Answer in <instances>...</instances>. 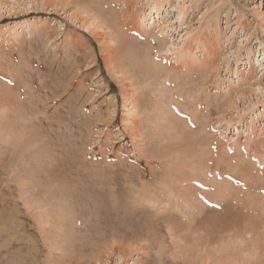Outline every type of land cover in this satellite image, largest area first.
I'll list each match as a JSON object with an SVG mask.
<instances>
[{
  "label": "rangeland",
  "instance_id": "374dc122",
  "mask_svg": "<svg viewBox=\"0 0 264 264\" xmlns=\"http://www.w3.org/2000/svg\"><path fill=\"white\" fill-rule=\"evenodd\" d=\"M128 41L149 46L165 66L158 82L121 66L116 56ZM11 63L22 65L18 70L30 81L33 124L43 136L35 148L47 147L50 163L30 161L42 179L32 173L23 180L13 142L0 135V222L11 224L8 233L0 228V264L48 263L38 221L58 210L41 193L49 181L83 193L82 213L77 209L83 220L71 244L79 243L70 247L85 254L83 261L89 255L94 264H190L198 254L208 264H264L262 225L256 249L251 234H243L252 220H264V0H0V76ZM160 104L181 120L176 137L156 118ZM188 135L193 139L184 141ZM181 149L203 154L208 171L180 168ZM233 183L226 197L211 199ZM36 185L44 197L36 203L46 207L26 197ZM189 185L200 189L195 195L204 197L196 196L205 199L204 208L180 194ZM150 186L157 196H145L151 205L138 197ZM20 228L37 237L35 259L26 255ZM72 253L69 261L78 255Z\"/></svg>",
  "mask_w": 264,
  "mask_h": 264
},
{
  "label": "bare ground",
  "instance_id": "6f19581e",
  "mask_svg": "<svg viewBox=\"0 0 264 264\" xmlns=\"http://www.w3.org/2000/svg\"><path fill=\"white\" fill-rule=\"evenodd\" d=\"M104 5V4H103ZM111 5V4H110ZM15 7V6H14ZM106 8V7H105ZM105 8L103 11H105ZM8 9V8H7ZM102 11V12H103ZM108 11V10H107ZM106 12V11H105ZM108 13V12H106ZM111 13L108 14V16L110 15ZM104 15V14H102ZM105 16V15H104ZM106 17V16H105ZM113 17V16H112ZM108 19H111L112 18H108ZM114 21V20H112ZM110 22V21H109ZM112 23V22H111ZM113 24V23H112ZM117 25V24H116ZM119 26V25H118ZM121 26V24H120ZM120 29V28H119ZM125 29V28H124ZM141 29V28H140ZM37 30V29H36ZM125 31V30H124ZM141 31V30H140ZM38 33V32H37ZM122 33V32H121ZM120 34V33H119ZM119 34L117 36H115V34H113V43L115 45H117L116 43H120V39L119 38ZM148 34V33H147ZM121 35H125V34H121ZM128 35L130 36V34L128 33ZM146 35V33H145ZM115 36V37H114ZM121 36V37H123ZM132 36V35H131ZM124 37H128V36H124ZM128 39V38H126ZM133 39L132 42H137V40L135 41L134 38H131ZM125 42V41H123ZM130 43L128 41V44L127 45V51H119L120 53L117 54L116 58L117 60L119 59L121 62L124 63H121L123 67H129L130 70L133 71H136L137 74H142L146 80L150 81L152 79H157L156 81L158 82L163 73L167 72L166 71V68H164L165 66L162 65L161 62H159V60H156L152 53H151V50L149 48V46L147 47L146 44H135V43ZM122 43V42H121ZM127 43V42H125ZM139 43V42H137ZM23 44V43H22ZM70 45V43H68ZM135 44V45H133ZM73 45H74V41H73ZM120 45V44H119ZM146 45V46H144ZM123 46V45H122ZM121 46V47H122ZM70 47V46H69ZM68 47V48H69ZM119 47V46H118ZM67 48V49H68ZM72 49H74L73 47H71ZM113 48V47H112ZM114 49V48H113ZM117 49V48H116ZM168 49V48H167ZM119 50H122L120 47H119ZM170 50V49H169ZM71 52V50H69ZM69 52V53H70ZM76 52V50H75ZM79 52V51H78ZM67 54V53H66ZM72 54V53H70ZM177 54V53H176ZM178 59L180 58H183L185 59V55H181L180 57L178 55H176ZM73 57V56H72ZM10 58V57H9ZM23 60L24 57H21ZM20 58V59H21ZM113 58V57H112ZM114 59V58H113ZM67 60H70V58L68 57ZM115 60V59H114ZM128 61V62H127ZM10 62V61H9ZM27 62V61H26ZM111 62V61H110ZM14 63V62H12ZM11 63V64H12ZM21 63H24V62H21ZM67 63V62H66ZM74 63V62H73ZM114 62H112L113 64ZM17 64H20L19 62ZM75 64V63H74ZM13 65V64H12ZM10 65L11 68H13V66L15 67V69H12L13 71H10L9 72L7 71V67L4 68V70L6 69L7 71V74L5 75V77H2V74L0 76V135L2 134V138L3 140L6 139L5 141H7L6 144H8L9 140L13 142L12 146H13V151L16 153V155H14V158L16 160L15 164L17 166V170H19L20 172H22L20 175L22 177L23 180L26 181V179H29V180H32L33 178L32 177H35L36 174L38 173H35V171L33 170H36V169H31L30 168V161H34V162H39V161H42L40 162L41 164L45 165L43 167H46L48 166L47 163H50L47 158V153H46V150H47V147L46 148H35V145L37 143H39V140L42 142L43 139L41 140V138H38L37 135H38V132H41L39 131L40 127H38L36 124V128L33 127V122L35 119H33V116H34V110H33V105L35 106V102H32L31 101V89L30 88V81L28 83L27 80H26V76L23 75L21 73V71H19V67L22 66H17V65ZM27 65V64H26ZM71 65V64H70ZM16 66L18 67L16 69ZM28 66V65H27ZM30 67V66H28ZM73 67V64L72 66ZM111 67V66H110ZM127 67V68H128ZM68 68V67H67ZM1 69V68H0ZM23 69V67H22ZM3 70V71H4ZM111 70V69H110ZM26 72V71H25ZM24 72V73H25ZM69 72V71H68ZM131 73V71H130ZM68 74V73H67ZM134 75V74H133ZM28 76V75H27ZM154 77H157V78H154ZM7 78V79H6ZM12 81V82H11ZM146 81V82H147ZM20 86H26V91L27 93H22L21 92V88ZM64 93V92H63ZM25 95V96H28L29 98L25 97L24 99H22V96ZM33 96V95H32ZM23 101H22V100ZM33 99V98H32ZM37 99V98H36ZM67 99V98H66ZM26 103V104H25ZM37 104V103H36ZM162 104H160V108H159V113L157 114V120H159L160 123H162V126H163V130H164V133L166 135H170V136H175L176 137V134L178 132V130L180 131L181 130V120L179 118V116L173 111H171L172 109L170 108H165L164 107H161ZM37 112V111H36ZM40 113V112H39ZM36 114V113H35ZM38 114V113H37ZM107 117V115H105ZM103 118V116L99 115L97 117H93V120H92V125H94L95 123H97L98 121H101ZM108 118V117H107ZM13 121V122H12ZM35 123V122H34ZM90 120H89V125H90ZM34 125V126H35ZM37 130V131H35ZM183 131V130H181ZM92 132V130H91ZM93 133V132H92ZM180 133V132H179ZM175 134V135H174ZM165 135V136H166ZM38 136L40 137H43L42 134H39ZM1 137V136H0ZM39 139L37 140L36 139ZM180 137V135H179ZM182 137V136H181ZM169 139V138H167ZM193 139L191 136L188 135V137L186 138V140L184 141H189ZM183 140V139H182ZM1 142L2 139H0ZM38 141V142H37ZM187 141V142H188ZM43 143V142H42ZM45 143V142H44ZM215 143V142H214ZM10 144V143H9ZM186 144V143H185ZM193 144V143H192ZM39 145V144H38ZM41 145V144H40ZM41 146H44L45 145H41ZM107 146V145H106ZM208 147V146H207ZM51 148V147H50ZM46 149V150H45ZM53 149V148H52ZM183 149V148H182ZM181 149V150H182ZM10 150V149H9ZM212 150V149H211ZM48 151V150H47ZM196 151V150H195ZM53 152V151H52ZM50 153V152H48ZM55 153V152H54ZM169 152H163V153H160L162 154L163 156H167ZM7 154V153H6ZM52 154V153H51ZM172 155V154H171ZM196 156V155H195ZM194 154H193V150L191 149V151H181V155H180V168H183L182 166H189V168H191L193 170V172H195L194 170L195 169H198V170H203V163L204 160L202 159L203 157V154L198 156V157H195ZM46 158H47V161H46ZM10 159V158H9ZM35 160H39V161H35ZM203 160V162H202ZM12 163V162H11ZM154 163V162H153ZM35 164V163H34ZM198 164L202 165L201 167H198ZM36 165V164H35ZM206 165V164H204ZM41 166V165H39ZM40 167V168H43V167ZM157 166V165H156ZM12 167H13V164H12ZM35 167V166H34ZM50 167V166H49ZM47 167V168H49ZM208 167H211L209 166L208 164ZM15 168V167H14ZM39 169V167H37ZM43 169L44 170H48V169ZM174 168V167H173ZM37 169V170H38ZM166 169V168H165ZM217 169V168H215ZM184 170V169H183ZM201 170V171H202ZM204 170L205 167H204ZM203 170V172H204ZM211 170V168H210ZM12 171H13V168H12ZM190 173H191V170H189ZM208 171V170H206ZM37 172H41V174L43 173L42 171L38 170ZM197 172V171H196ZM213 172V171H212ZM32 173L35 175L32 176ZM189 173V174H190ZM210 173V172H209ZM44 174V173H43ZM163 174V173H162ZM39 175V174H38ZM167 175V173H166ZM169 175V174H168ZM191 175V174H190ZM190 175H186V177L188 178H192ZM194 175V174H192ZM198 175V173H197ZM40 176V175H39ZM161 176V175H160ZM211 176V175H210ZM46 177V176H45ZM175 176L173 174H171L170 172V175L168 177V180L172 181L173 183V180L172 179H177V178H174ZM215 177V176H214ZM36 178H39V177H36ZM41 178V176H40ZM39 178V179H40ZM19 179V178H18ZM38 179V180H39ZM42 179V178H41ZM40 179V180H41ZM179 179V178H178ZM20 180V179H19ZM36 180V181H38ZM39 180V181H40ZM46 180V179H45ZM189 180V179H188ZM43 181V180H42ZM163 181V180H162ZM164 181L165 178H164ZM184 181V180H183ZM190 181V180H189ZM41 182V181H40ZM44 182V181H43ZM181 182V181H180ZM164 183V182H163ZM65 184V183H64ZM167 184V183H166ZM170 184V183H169ZM234 184V183H233ZM226 184L225 186H221L219 188H223L222 190H218V191H215V189H217L218 187H216L214 189L215 192H218V194H216V197H213L211 199H214V200H218L219 198H224L226 197L227 195L226 192H230V191H234L233 189H235V184ZM25 185V184H24ZM201 185V184H199ZM248 185V184H247ZM44 190H42V194L46 196V200H52L55 202L54 206L56 207V204L58 206V210L57 211H54L53 213L51 212L50 214H45L43 215V218L42 217H39L41 219H39V227L41 229V232L43 234V237H44V240H45V244L48 245V255H49V258L47 257V259L49 260L47 264H71V262H75V261H79L78 264H94L92 263V260L91 258L93 259V257L91 256H84L86 258H88L87 261H83V255L81 254H84V253H79V252H75L73 251L74 250V246L73 244H78L79 241L72 243L73 240L76 239L77 237V233L75 234V231H76V227H79L77 226L78 225V222H82L81 220H83V218L81 220L78 221V210L79 209V212H81V208L82 206L84 205V201L82 200V192H77V189H73V188H67L65 186H62V185H59V184H53V181H49L48 183L44 184ZM42 186V187H43ZM190 186V185H189ZM37 187L36 186H33L31 189L32 190H29L26 192V197L30 198V201L31 203H36V201L40 200L41 197L43 196H40L37 194L36 191H34V188ZM175 187H176V184H175ZM174 187V188H175ZM191 190H188V191H185V193H180L181 191H183L182 189H180L181 191H179L178 189H170L171 192L173 193L174 191L178 190L179 193L183 196V197H186V195H191V196H194L193 199L195 200H200V199H197V197H202L204 198L201 194L200 195H195V192L197 191L199 194L200 193V189H197L196 186H190ZM225 187V188H224ZM151 188V186H150ZM167 188V187H165ZM36 189V188H35ZM148 190H150L149 188H147ZM145 190L142 195L139 193V201L141 199H145L146 200V195H149L150 193H153L154 194V190L151 188L150 191L148 190ZM158 189V188H157ZM162 189V188H161ZM186 189V188H185ZM207 189V188H206ZM159 190V189H158ZM199 190V191H198ZM152 191V192H151ZM213 191V192H214ZM131 192V191H130ZM149 193V194H148ZM152 194V195H153ZM178 194V193H177ZM208 194V193H207ZM155 195V194H154ZM212 195V194H211ZM215 195V194H214ZM212 195V196H214ZM2 196V195H1ZM197 196V197H196ZM208 196V195H206ZM210 196V195H209ZM207 197L208 199H210V197ZM50 197V198H49ZM101 197V196H100ZM132 197V196H131ZM136 197V196H135ZM155 197H157L155 195ZM177 197H180L179 195H177ZM189 197V196H188ZM44 198V197H43ZM3 199V198H2ZM133 199V198H132ZM155 199V198H154ZM152 199V200H154ZM187 199V197H186ZM189 199V198H188ZM187 199V200H188ZM13 200V199H12ZM42 200V199H41ZM124 200V199H123ZM135 200V198H134ZM133 200V201H134ZM143 200V201H145ZM45 201V200H44ZM137 200H135L136 202ZM138 201V202H139ZM148 201V199L146 200ZM46 202V201H45ZM45 202H37L36 204L39 205V208H42L41 204H43L44 207H46L45 205ZM126 202H128L126 200ZM129 202H132L131 198L129 200ZM150 203V205L152 204L150 201H148ZM191 202V201H190ZM134 203V202H132ZM131 203V204H132ZM137 203V202H136ZM146 203V202H144ZM196 203V201H195ZM109 204V203H108ZM141 204V203H140ZM148 204V203H147ZM158 204V203H157ZM163 204V202L161 203ZM161 204H158L160 206V208L164 209L162 207ZM166 204V203H165ZM163 204V205H165ZM192 204V203H191ZM206 204V201L204 199V202L202 201V203H199L197 205L194 204V206H196L197 208H204ZM114 205V204H113ZM126 205V204H125ZM109 206V205H108ZM127 206V205H126ZM156 206V205H155ZM166 206V205H165ZM164 206V207H165ZM169 206V205H168ZM112 207V206H111ZM125 207V206H124ZM95 208V207H94ZM93 208V209H94ZM114 208V206H113ZM132 208V207H131ZM167 208V206L165 207ZM9 209V208H7ZM120 209V208H119ZM101 210V209H100ZM124 212H125V208L123 209ZM129 210H127L128 212ZM133 211V210H132ZM132 211H129L132 212ZM4 212V211H3ZM97 212H98V209H97ZM97 212L95 211V213L97 214ZM118 212V210H117ZM123 212V211H121ZM48 213V212H47ZM85 213V212H84ZM5 214V213H4ZM3 214V215H4ZM128 214V213H127ZM256 215H259L258 212L255 213ZM125 215V213L123 214ZM122 215V216H123ZM128 216V215H127ZM7 216L5 215V218ZM248 217V216H247ZM249 217H252L251 215H249ZM129 219V217H128ZM251 221V220H250ZM256 220H252L250 224L246 225V227L243 228L244 232L243 234H251L252 238H251V242H253V246L250 245V247L252 248H255L256 249V243L255 241H257V239L260 240V233L258 232V228L260 227V225H262L261 227L264 228V220H261V221H258V222H255ZM23 224V223H22ZM48 226L49 229L46 227ZM10 227H11V224H7V222L4 223V221L0 222V228L1 231L3 232H6L8 233V231L10 230ZM18 227V226H17ZM38 227V228H39ZM13 228V227H12ZM39 229V231H40ZM13 230V229H12ZM11 230V231H12ZM20 232V235L19 236V240L26 243L27 246L29 247V250L31 251V253H27L26 255L27 256H31L33 257L34 259L36 258V256H33V253H32V247L33 246H37L35 245L36 242H37V237H34L33 235H31L30 233L26 232L25 228L21 230V228L18 230ZM2 233V232H1ZM13 233V232H12ZM41 234V233H40ZM80 234V233H79ZM9 235V234H8ZM7 235V241L5 242L7 245H12L11 242L12 240H14V236H12L10 234V236ZM11 237V238H10ZM80 238V237H79ZM17 240V239H16ZM74 242V241H73ZM22 245V244H20ZM25 245V244H24ZM103 245V244H102ZM104 246V245H103ZM198 246V245H197ZM70 247L73 248V250H70ZM27 248V247H26ZM34 248V247H33ZM77 248V247H76ZM97 248H100V246H98ZM233 248V247H231ZM105 249V248H104ZM234 249V248H233ZM246 249V248H245ZM28 250V248H27ZM76 251H79L78 249H75ZM97 250V249H96ZM230 250V249H229ZM99 252V250H97ZM111 251V249H110ZM195 251V250H194ZM241 251V250H240ZM70 252H73L72 254H78L77 256H80V258H77V256H75V261L74 259H72V261H69L68 260V256H72L71 254H68ZM75 252V253H74ZM96 251L94 250V253ZM244 252V251H242ZM93 253V252H90V254ZM94 253L92 254V256L94 255ZM106 253V252H105ZM68 254V255H67ZM99 255V253H95V255ZM102 254V253H100ZM108 254V252L106 253ZM173 254V253H172ZM85 255V254H84ZM94 255V256H95ZM104 255V254H103ZM101 255V256H103ZM193 255V254H192ZM237 255V254H236ZM194 256H197L199 258L200 255H194ZM193 258L191 257V259H193L191 261L190 259V264H208V259L207 258H204L202 259V257H200L199 259H197L196 257ZM96 257V256H95ZM100 257V256H98ZM161 257V256H160ZM230 257V256H229ZM32 258V259H33ZM231 258V257H230ZM13 259H16V258H11V260L9 261L12 262ZM70 259V258H69ZM95 259V258H94ZM233 259V258H232ZM234 260H236L234 258ZM19 260L17 259L16 262H12L13 264H19L18 262ZM37 262V261H36ZM46 262V261H45ZM70 262V263H69ZM96 262L98 264H101L100 260L99 259H96ZM161 262V261H160ZM45 264V263H44ZM74 264V263H73ZM189 264V263H188ZM211 264V263H210Z\"/></svg>",
  "mask_w": 264,
  "mask_h": 264
},
{
  "label": "snow or ice",
  "instance_id": "6c2138e0",
  "mask_svg": "<svg viewBox=\"0 0 264 264\" xmlns=\"http://www.w3.org/2000/svg\"><path fill=\"white\" fill-rule=\"evenodd\" d=\"M214 207H219V205H214Z\"/></svg>",
  "mask_w": 264,
  "mask_h": 264
}]
</instances>
